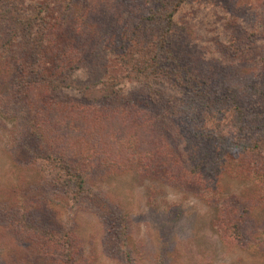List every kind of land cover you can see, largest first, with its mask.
Returning a JSON list of instances; mask_svg holds the SVG:
<instances>
[{
  "label": "rangeland",
  "instance_id": "obj_1",
  "mask_svg": "<svg viewBox=\"0 0 264 264\" xmlns=\"http://www.w3.org/2000/svg\"><path fill=\"white\" fill-rule=\"evenodd\" d=\"M92 1L95 12H99L96 25L104 31L103 36L119 31L132 37L135 27L146 23V29H139V38L153 32V24L144 19L152 12L161 13L166 2ZM254 2L243 0L240 6L250 7ZM204 8L201 0H192L173 18L178 24L174 52L201 80L215 73L217 63L224 61L213 57L212 47L206 42L224 49L227 43L223 40L228 38L223 16L212 17ZM109 34L114 45L116 35ZM208 53L216 59V65L205 58ZM101 56L87 67L78 65L73 73L76 86L89 84L95 76L93 70L116 74L114 60L109 58L104 65L106 57ZM226 56L231 58L229 53ZM2 62L0 80L5 77ZM11 78L9 82L14 76ZM25 80L19 77V87L16 83L0 85V264H264L261 158L262 164L253 165L250 156L251 161L235 176L226 170L227 164L216 184V175L208 172V163L197 156L201 149L190 138L191 151H185L184 157L188 160L186 169L207 175L210 180L205 186L200 181H169L168 174L156 164L139 160L134 145L137 130L129 126L131 118L111 120V112L122 110L121 100L129 98L137 109L155 101L150 109L158 111L167 123L171 116L164 101L174 97L172 81L167 79L161 86L149 88L126 81L120 85L123 92L116 100H101L96 95L89 101L77 87L61 93L51 92L48 86L43 87L45 92L40 87L34 89L35 98L66 101L75 109L77 116L70 115L72 121L67 126L72 131L65 143L67 162L87 166L88 176L87 191L75 203L56 179L55 169L40 161L32 163L25 150L26 146L40 145L26 127L31 113L29 101L15 92L24 87ZM252 104L264 110L259 103ZM193 122L196 125L198 121ZM61 129L58 136L66 135ZM154 136L139 132L138 140L151 152L153 148L159 151L162 135H157V141ZM52 144L56 146L57 142ZM164 151L170 153L167 148ZM132 154L136 157H129ZM220 162L215 161V165Z\"/></svg>",
  "mask_w": 264,
  "mask_h": 264
},
{
  "label": "trees",
  "instance_id": "obj_2",
  "mask_svg": "<svg viewBox=\"0 0 264 264\" xmlns=\"http://www.w3.org/2000/svg\"><path fill=\"white\" fill-rule=\"evenodd\" d=\"M165 1L161 13L152 12L144 19L153 24V32L147 38H139L138 33L139 29H146L145 23L135 27L132 37H126V32L109 31L116 35L112 45L111 34L103 36L104 31L96 25L99 12H95L92 0H0V60H3L5 75L0 85L16 83L19 87V77H26L24 87L16 88L15 92L29 101L31 113L26 127L40 145L26 146L25 150L32 163L40 161L55 169L56 179L75 203L86 193L88 181L87 166L68 165L67 162L65 143L67 140L68 144L72 132L67 126L72 121L70 115H77L66 101L35 98L37 95L32 93L39 87L45 92L43 87L48 86L54 93L77 87L89 101L96 95H100L98 99L101 100H116L123 92L120 85L126 81L149 88L161 86L169 79L173 82L174 97L164 101L171 116L167 123L158 111L150 109L155 101L137 109L126 98L121 100L122 110L111 112V120L131 118L129 126L136 127L134 145L141 162L156 164L168 174L169 181H200L204 186L210 180L207 175L204 177L196 172L195 175L194 171L186 169L184 157L185 151L188 154L191 151L190 138L201 149L197 156L208 163V172L216 175V184L227 164L226 170L235 176L238 169L251 161L250 156L253 165L264 162V110L252 104L264 107V0H255L250 7L240 6L243 0H204L207 6L201 0L210 16H223L224 31L228 34L223 40L227 43L224 49L219 44L206 42L212 47L213 57H221L224 61L217 63L216 72L205 75V80L196 76L174 52L173 38L177 35L174 30L178 24L173 18L178 9L192 0ZM228 53L231 58H227ZM101 54L106 57L104 63L102 61L104 65L109 58L114 60L116 74L93 70L95 76L89 84L81 88L76 86L73 73L79 66L87 67L100 59ZM212 55L208 53L205 58L216 65ZM11 75L14 79L9 82ZM97 90L99 93L95 94ZM193 120L198 121L196 125ZM60 127L62 131L65 129L62 133L66 135L58 136ZM139 132L155 134L154 140L162 135L159 136L162 141L159 151L153 148L151 152L141 146ZM53 141L57 142L56 146ZM59 145L62 148L56 149ZM165 148L170 153L164 151ZM132 155L129 157H136ZM215 161L221 162L215 165Z\"/></svg>",
  "mask_w": 264,
  "mask_h": 264
}]
</instances>
